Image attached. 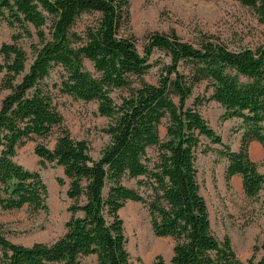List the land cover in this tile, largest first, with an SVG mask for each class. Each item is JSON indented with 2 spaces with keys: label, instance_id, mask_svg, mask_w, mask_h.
Returning a JSON list of instances; mask_svg holds the SVG:
<instances>
[{
  "label": "trees",
  "instance_id": "16d2710c",
  "mask_svg": "<svg viewBox=\"0 0 264 264\" xmlns=\"http://www.w3.org/2000/svg\"><path fill=\"white\" fill-rule=\"evenodd\" d=\"M237 1L264 24V0ZM0 21L17 29L12 42L0 47V89L6 92L0 100V208L46 209L45 183L14 156L24 141L46 138L54 129L52 148L36 144L34 153L62 168L67 181L58 177L57 183L67 184L70 201L64 231L49 243L24 246L0 233L2 264H133L118 214L128 201L145 206L155 236L172 239L170 264H264V241L242 261L227 237L214 236L195 164L206 139L220 145L216 152L226 160L225 179L238 175L247 198L264 188V174L248 154L251 141L264 150V44L230 49L212 34L189 42L173 30L153 31L144 35L139 53L134 35L122 31L129 0H0ZM24 38L30 40L28 65L19 45ZM155 50L169 61L150 83L145 74ZM54 67L62 75L58 84L48 85L44 80ZM201 82L210 94L188 105ZM118 88L126 94L115 103L110 93ZM54 89L96 102L99 115L108 119L101 129L108 142L97 158L62 125ZM205 100L218 103L223 118L240 120L237 150L225 145L198 111ZM125 178L135 179L137 187L126 186ZM259 249L263 253L254 261Z\"/></svg>",
  "mask_w": 264,
  "mask_h": 264
},
{
  "label": "rangeland",
  "instance_id": "374dc122",
  "mask_svg": "<svg viewBox=\"0 0 264 264\" xmlns=\"http://www.w3.org/2000/svg\"><path fill=\"white\" fill-rule=\"evenodd\" d=\"M78 23V30L84 20ZM173 30L184 41L194 42L199 34H212L224 41L230 49L239 47L254 48L264 44V24L260 23L255 13L237 0H129V22L123 27V34H133L136 48L142 53L144 35L148 32H168ZM17 29L0 21V47L11 43ZM35 42V39H34ZM19 45L31 60L30 40L21 39ZM169 58L155 50L149 59L151 67L145 79L155 83L158 74ZM0 53V67L2 65ZM88 69L89 63L85 62ZM62 75L59 67H54L44 80L48 85L58 84ZM2 72L0 71V80ZM206 82L197 84L192 97L187 100L191 105L194 98L207 97ZM0 89V100L5 95ZM126 94V90H112L110 96L115 103ZM53 103L61 114L62 125L68 129L74 139H83L89 146L92 158H97L100 149L108 142V136L101 129L108 119L99 115L96 102L74 100L53 90ZM207 124L218 134L222 142L231 150H237L242 133L240 120L223 118V108L214 101H203L197 107ZM165 119L159 125V135H164ZM57 130L44 138L32 137L16 148L14 160L24 168L38 172L46 185V209L33 211L23 206L18 209L0 208V233L15 244L30 246L36 242L49 243L64 231V223L69 217L67 206L69 199L65 191L67 184L57 183L63 177L62 168L55 163L39 158L34 153L36 144L52 148ZM211 150L203 152L204 147ZM220 145L212 144L202 138V145L195 152V164L198 170L200 192L206 202L212 233L219 240L225 237L236 256L247 260L253 253L254 246L260 247L264 241V188L255 198H247L241 187V179L234 175L225 179L226 160L217 154ZM153 157L155 149L148 150ZM249 157L257 163V169L264 174V150L259 143L251 141L248 145ZM124 184L136 188L135 179H124ZM126 238V249L133 264H170L173 241L168 237L153 234L146 208L139 202L128 201L118 212ZM262 250L255 252L257 261ZM1 255V251H0ZM1 258V256H0ZM0 264L1 260H0Z\"/></svg>",
  "mask_w": 264,
  "mask_h": 264
}]
</instances>
